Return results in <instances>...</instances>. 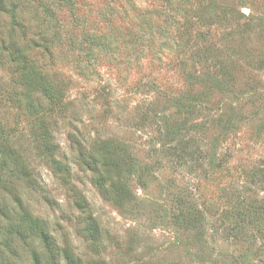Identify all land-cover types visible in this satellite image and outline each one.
Instances as JSON below:
<instances>
[{"label": "rangeland", "instance_id": "obj_1", "mask_svg": "<svg viewBox=\"0 0 264 264\" xmlns=\"http://www.w3.org/2000/svg\"><path fill=\"white\" fill-rule=\"evenodd\" d=\"M38 262L264 264V0H0V264Z\"/></svg>", "mask_w": 264, "mask_h": 264}, {"label": "trees", "instance_id": "obj_2", "mask_svg": "<svg viewBox=\"0 0 264 264\" xmlns=\"http://www.w3.org/2000/svg\"><path fill=\"white\" fill-rule=\"evenodd\" d=\"M27 101H26V104H27V108L32 112L34 113L35 115H40L42 113V109H43V104L40 100H36L33 98V96L31 95L30 91H29V94H27V97H26ZM95 172L97 174L100 173L99 170H95ZM100 183V182H98ZM106 182H101L100 184L102 186L105 185ZM40 264V262H38Z\"/></svg>", "mask_w": 264, "mask_h": 264}, {"label": "clouds", "instance_id": "obj_3", "mask_svg": "<svg viewBox=\"0 0 264 264\" xmlns=\"http://www.w3.org/2000/svg\"><path fill=\"white\" fill-rule=\"evenodd\" d=\"M40 250H41V252H43V251H44V249H43L42 247L40 248Z\"/></svg>", "mask_w": 264, "mask_h": 264}]
</instances>
